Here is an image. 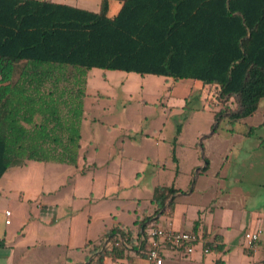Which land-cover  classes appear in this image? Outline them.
<instances>
[{
    "label": "trees",
    "instance_id": "trees-1",
    "mask_svg": "<svg viewBox=\"0 0 264 264\" xmlns=\"http://www.w3.org/2000/svg\"><path fill=\"white\" fill-rule=\"evenodd\" d=\"M109 1L91 12L51 1L0 0V90L9 86L0 93V179L27 162L77 164L93 69L218 88L220 99L233 97L237 108L214 117L222 114L232 126L258 109L264 99V0H120L113 17ZM177 192L154 188L157 210L140 223L144 238L154 216L173 211L174 198L167 202ZM132 234L109 230L110 249L97 253L95 264L109 255L125 258L126 246L137 247ZM140 246L146 248L144 241Z\"/></svg>",
    "mask_w": 264,
    "mask_h": 264
},
{
    "label": "rangeland",
    "instance_id": "rangeland-1",
    "mask_svg": "<svg viewBox=\"0 0 264 264\" xmlns=\"http://www.w3.org/2000/svg\"><path fill=\"white\" fill-rule=\"evenodd\" d=\"M52 1L89 11H97L99 3L98 0ZM115 9L113 3L111 12ZM18 73L16 69L13 80ZM6 91L3 87L0 93ZM82 107L77 164L31 162L27 169H38L36 180H18L17 185L27 191L33 183L29 191L35 192L51 190L64 181L59 192L46 196L47 200L61 203L75 195L88 202L91 197L90 209L96 219L91 227L94 234H98L105 218L109 219L108 223L110 216L125 220V213L121 215L116 207L138 210L139 214L150 210L154 188L170 186L175 169L184 178L191 172L188 169H203L205 161L207 169H219L221 164L223 169H264V148H256V143L264 140V127L258 129L264 124V99L251 117L232 126L222 114L214 117L220 110L237 108L233 97L228 101L220 99L218 88H201L190 80L93 69L88 73ZM16 169L21 168L10 170L0 187L4 188L10 177H27V172ZM66 174L70 176L67 179ZM14 188L17 187L11 190ZM10 194L15 195L14 191ZM202 198L195 194L182 201L193 206ZM87 202H76L74 208ZM10 210L14 217L20 214L13 203ZM192 211L189 207V217ZM125 222L131 225L132 215Z\"/></svg>",
    "mask_w": 264,
    "mask_h": 264
},
{
    "label": "crops",
    "instance_id": "crops-1",
    "mask_svg": "<svg viewBox=\"0 0 264 264\" xmlns=\"http://www.w3.org/2000/svg\"><path fill=\"white\" fill-rule=\"evenodd\" d=\"M40 1H51L84 9L63 2ZM98 2L99 10L101 0ZM113 3L116 4V9L111 12ZM120 7V0H110L108 16H115ZM4 87L7 90L9 88V86ZM263 127L264 124L258 126V129ZM256 148H264V140L260 139L256 143ZM30 164L31 162H27L20 167L21 169H16L27 172V177L21 179L10 177L4 188L0 187V239L4 242V246L0 248V264H95L97 253L105 247L110 249L108 241L111 238L106 236L113 228L131 230L132 239L137 247L126 246L127 251L123 259H116L111 255L105 256L102 264H147L145 249H141L136 239L138 234L140 238L143 237L140 223L157 210L151 199L150 210H143L140 214L138 210L131 211L127 207H116V211L121 212V215L125 213V220L110 216L108 223L109 219L105 218L102 220L103 224L99 227L98 234H94L91 232V227L94 226L96 219L90 209L91 197L88 202L85 198L81 200L75 195L61 203L47 200L48 196L59 192V188L65 184L64 181L51 190L39 189L35 192L29 191L34 187L33 183L29 184L27 191L17 185L20 184L18 180L23 182L29 179L32 182L36 180L35 172L38 169H27ZM223 167L224 165L221 164L219 169H207L204 172L203 169H188L191 172L186 178L182 176V172L175 169L176 173L170 186H161L173 187L179 192L167 202L168 204L174 198L173 211L169 215L154 216L157 219L154 227L164 226L181 232L194 230L203 237L204 243L217 241L208 248L207 254H203L200 246H197L191 255H186L179 248L165 249L163 264H264L262 253H251L243 245V234L248 230H262L264 240V169L258 167L238 170L223 169ZM10 170L13 168L2 176L0 182L6 178ZM75 176L76 173L73 180ZM67 177H70L69 174H66V179ZM39 185L41 186V183ZM13 186L17 188L11 190ZM158 186L160 185L156 187ZM11 191L15 193L13 197ZM195 194L204 198L193 206L190 202L182 201V198ZM76 202L87 203L74 208ZM11 203L17 205L20 211L18 216L14 217L10 210ZM136 207L139 208V203H136ZM189 207L194 210L190 217ZM5 212H10V215L6 216ZM131 215L133 222L128 225L125 221ZM6 221L9 223L7 224ZM145 227L147 236L154 227H151V224Z\"/></svg>",
    "mask_w": 264,
    "mask_h": 264
},
{
    "label": "built area",
    "instance_id": "built-area-1",
    "mask_svg": "<svg viewBox=\"0 0 264 264\" xmlns=\"http://www.w3.org/2000/svg\"><path fill=\"white\" fill-rule=\"evenodd\" d=\"M6 216L10 212H5ZM8 224L9 221H6ZM263 232L260 229L248 230L243 234L244 248L251 253H262L264 255ZM144 241L145 260L147 264H163V255L165 249H181L186 255L194 253L195 248L200 246L203 254L208 253V248L204 247V239L195 231H176L168 227L158 226L150 229Z\"/></svg>",
    "mask_w": 264,
    "mask_h": 264
}]
</instances>
